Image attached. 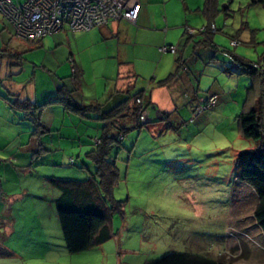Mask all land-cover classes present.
Instances as JSON below:
<instances>
[{
  "label": "rangeland",
  "instance_id": "rangeland-1",
  "mask_svg": "<svg viewBox=\"0 0 264 264\" xmlns=\"http://www.w3.org/2000/svg\"><path fill=\"white\" fill-rule=\"evenodd\" d=\"M203 1L191 0V9L184 11L182 0H157L159 6L153 7V14L160 34L128 44V60L122 63L120 54L125 53L121 43L115 44L116 39H105L98 28L72 32L64 27L55 35L35 41L33 48L21 54L23 60L38 66L33 69L24 60L23 72L14 76L20 77L22 82L8 83L0 76V92L11 91L41 104L46 94L55 92L61 83L73 88V65L78 75L74 98L80 103L95 98L108 108L114 103L115 90L122 91L121 97L144 90L149 118H153L155 112L151 108L153 104L160 106L161 112L175 110L171 96L177 107L176 113L173 111L177 123L157 119L142 128H131L111 147L110 157L115 160L119 180L112 196L105 199L110 207L115 201L122 205L121 213L111 211L114 235L99 246L71 254L63 246L58 226L54 199L59 192L43 184L36 173L20 168L24 160L9 153L17 151L26 136L17 124L4 125L2 102L0 243L12 251L18 250V255L14 259H0V264H148L171 253H187L226 264H264V233L254 219L258 194L242 177L245 158L240 153L252 148L253 143L241 137L236 122L245 100L244 84L251 75H234L239 84L240 108L230 105L214 114L210 112L216 109L211 108L195 115L188 103L194 92L202 97L210 93L206 92L209 82L200 72L210 62L208 55L215 52L201 47L193 53L190 45L186 49L181 47L185 62L178 70L180 82L176 84L174 79L166 87H157L158 82L170 74V66L179 55L158 50L159 38L166 35L162 29L168 28V43L177 45L183 31L171 28V24L183 18L187 20L188 15L193 16V23H200V16L191 15L190 11L194 12L199 4L203 7ZM255 1L219 0V12L214 17L217 32L213 35V44L218 50H234L236 55L251 62L263 56L264 6ZM224 7L227 9L223 10ZM163 16L168 17L169 25L162 20ZM188 26L201 29L199 25ZM12 30L0 15L2 68L6 59H12L3 46ZM234 36H239L236 46L230 42ZM195 55L198 57L192 60ZM218 56L229 62L220 52ZM191 62L197 64L196 69ZM214 64L223 65L218 59ZM232 89H236V84ZM49 107L44 111V120L49 121L54 115L56 127L62 121L59 115L62 107L57 103ZM161 112L156 118L161 117ZM65 117V123L71 128L62 130L64 137L47 140L52 146L67 147L66 154L59 150V155L50 163L51 154L44 153L32 164L28 161L30 168L25 169L32 170L33 165H37L41 172H48L51 166L52 172L61 176L58 178L82 181L94 175L95 167L83 153L100 135L101 121L95 115L83 117L66 113ZM190 117L193 122L188 121ZM168 125L172 128L168 129ZM70 158L74 159L73 164ZM35 195L41 203L33 202ZM8 232L7 238L3 236Z\"/></svg>",
  "mask_w": 264,
  "mask_h": 264
},
{
  "label": "trees",
  "instance_id": "trees-1",
  "mask_svg": "<svg viewBox=\"0 0 264 264\" xmlns=\"http://www.w3.org/2000/svg\"><path fill=\"white\" fill-rule=\"evenodd\" d=\"M255 2L264 6V0H256ZM218 3L219 0L204 1L202 13L207 18L208 23L202 31H195L202 34L203 38L195 40V34L188 35L185 32L187 38L185 37L182 42H189L193 39V42L198 45L211 46L216 49L212 42L214 34L212 29L214 17L219 12ZM226 9L223 8V10ZM236 39L239 37L236 36ZM222 50L231 53L233 59L239 64L238 69H233L229 63V73H249L252 77V83L246 89L242 111L236 116V122L241 137L253 143L252 148L240 153L245 158L242 177L258 194V207L254 213V219L264 233V80L261 74L252 69L251 61L235 55L231 50L224 48ZM184 62L182 57H178V68L170 73L167 78L159 81L158 85L163 86L172 83L177 78L178 70ZM71 76L73 83H75L73 88L61 83L55 91L53 102L58 103L68 113L83 117L95 115L101 121V132L99 138L94 139V148L84 154L85 158L92 162L95 167L94 175L82 181L48 178L50 186L59 192L58 197L54 200V205L65 248L69 253L76 254L99 246L114 235L111 211L121 213L122 205L121 202L115 201L110 207L105 199L112 196L113 188L119 180V171L115 160L110 157V149L124 138L129 129H139L148 124H142L139 116L143 111L148 110L149 104L144 101V90H140L129 97L128 95L122 97L120 101L113 103L108 108H104V104L99 102L80 103L74 98L78 79L74 66ZM137 98L140 99V103L136 102ZM7 102L11 109L24 113V118L33 126V134L41 132L39 110L44 105H36L28 99H19L18 97H13ZM195 104L192 106L193 109ZM169 115L168 113H161V117L157 119L168 121ZM154 120H150L149 123ZM167 128H172V125H168ZM15 257L17 254L14 251L0 243V259ZM148 264L226 263L222 260H206L187 253H171Z\"/></svg>",
  "mask_w": 264,
  "mask_h": 264
},
{
  "label": "crops",
  "instance_id": "crops-1",
  "mask_svg": "<svg viewBox=\"0 0 264 264\" xmlns=\"http://www.w3.org/2000/svg\"><path fill=\"white\" fill-rule=\"evenodd\" d=\"M130 1H132V2L136 1L140 5L138 17H137L135 22H129L126 20H118V21L111 22L107 26L95 27V28L99 29L101 35L105 39L113 40V38H114V39H116L115 44L117 46H119V43H121L120 45H123V48H121V49L124 51L125 54L124 55L120 54L121 55L120 56L121 57L120 63L128 60V48H129L128 44H131L133 42H138L142 38L146 41L150 36H153L155 34H160L159 28H158V25H159L158 20H155V17L153 14V7L159 6V4H157V0H130ZM190 1L191 0H182V4L184 6V11L186 9H188V7H190V9H191L190 3H189ZM204 1H203V4H204ZM203 7H204V5H203ZM203 7L201 4H199V6H196V10L194 12H193V10L190 11L191 15L200 16V19H201L200 23H197V24L193 23V21H194L193 16H191V18H190V15H188V16H186V17H188L187 20H185L183 18L181 21H178L177 23L171 24V26H170L171 28L175 27L177 30H179V28H181L180 31H183V32L181 34V37H180L177 45H175L178 47V52L174 55H177V54H179V55L177 57H175L173 65L170 66V69H172L170 73L174 72L178 68L177 59H178V57H182V59H184V57L181 56V54L184 51V49H186L188 46L191 45L190 51H192L193 53L196 50L201 49V47L210 48L211 50H214L215 54L214 53L210 54V55H208L209 53L207 54L210 58V62L208 64H206L205 67L202 69V72H200V75L202 74L203 76H206V80L209 82L206 92H210V93L215 94L217 96L216 104H215V106L212 107V108L216 109V111L213 110L210 112V114H214V113H217V111L220 108H221V111H224V109L230 105L235 107V108H240L241 100H239V95H240L239 90H238L239 84H238V79L235 77L239 74L232 73V76L235 75L234 77H232V76H230L229 73L228 74L226 73V67L229 66L228 65L229 62L226 59H223V58L219 59L218 58L219 57L218 54L220 51H222V48H219V50H218V48L216 47V44H214V45L217 48V50L213 49L211 46L205 47V46L198 45V44L194 43L193 39H192L189 42L187 41L188 43L183 41L185 43V45L183 46L182 40H184L185 37L187 38V36H185V34H184L186 32V29H185L186 26H188L189 24H193V25H199L202 28L208 23L207 18L202 13ZM162 20L166 24L169 25L168 17L163 16ZM213 24H214V29H216L215 28V20L213 21ZM189 27L191 29H194L195 31H199V30H197L191 26H189ZM167 29L166 28L162 29L166 35L161 36V38H159V41L157 44H159L161 46L166 45V44L167 45H173L172 43H168V40H167L168 30ZM216 32H217V29H216ZM57 33H54L52 35H55ZM186 34H187V32H186ZM193 34H195V37H194L195 40H200L201 38H203V35L200 33L195 32ZM44 38H46V37H44ZM44 38H42V39H44ZM231 39H236V36L231 37ZM38 40H40V39H38ZM236 40L239 42V39H236ZM35 41H37V40H31V41L20 40L14 36L13 30H12L11 37L7 40V42H5V43L2 42L3 46H5V49L8 51V54L12 58L10 60L6 59L5 64H4V68L0 67V76L1 75L3 76V81L7 80L8 83L22 82L20 77L14 78V76H16L18 74L20 75L23 72L24 67H25V63L28 64L29 66H33L32 67L33 69L38 67V66H36L35 63L31 62L30 60L24 59L26 61L24 63V60L21 56V54L26 52L25 50L27 48H33L35 46L34 45ZM212 42L214 43L213 36H212ZM161 46H159V48ZM181 47L184 49H181ZM159 48H158V50H159ZM232 52L235 54L234 50H232ZM237 56H239V55H237ZM197 57L198 56L195 55L192 60H196ZM239 57H241V56H239ZM217 59L220 62H222L223 65H220V66L215 65L214 60H217ZM247 61H249V60H247ZM191 64L195 69L197 68V66H196L197 64L195 62H191ZM43 67L44 66H41V68H43ZM227 69H228V67H227ZM194 73L198 74V72H196L195 70H194ZM182 77L183 78L185 77V73ZM77 78H78V76H77ZM248 81H249L248 82L249 84L248 83L244 84L245 89H247V87H249V85L252 83V77H250V79ZM179 82H180V79H178V76H177L176 84H178ZM183 83L184 82L180 83V85L183 86ZM234 84H236L235 90L232 89ZM166 86L167 85L159 86L157 84V87H166ZM57 88H58V86H57ZM56 89H55V91H56ZM169 89L170 88H168V90ZM4 92L5 91L0 92V104L3 102L2 106H3L4 111H5L4 118H3L4 125L14 126L17 124V126H20V128H21V132L23 131V133H25L22 135L26 136L25 141H21L19 143V147L17 148V151L9 152V153L14 155V157L16 159L20 157V159L24 160V162H22V161L20 162V163H22V164H20V168L24 169L25 171H27L29 173L30 172L36 173L39 176V179L42 180V183L44 182L43 184H49L48 178H50V177H53V178L61 177V176L55 175L54 172H52L53 169L51 168V166H49L47 168L48 172H41L38 168H36L37 165H35V166L33 165L32 170L25 169V168H30V165L27 166L28 161H30L29 163L32 164V162H35L36 159L40 158L42 155H44V153L45 154H51L50 155L51 158L49 157L50 163H51V161L54 160L55 157H57V155H59L58 154L59 150H62V152L64 151L63 152L64 155L66 154L65 149L67 147H64V146L59 145V144L57 147L52 146V144H49L47 138L56 137L57 139H59V138L64 137L61 135L62 130L66 129V128H71L68 124L65 123V119H66L65 115H66V113L68 114V112H66L62 109L61 113L59 114L62 118L61 119L62 121L56 127L54 126V121H55L54 115L51 117V119L49 121L44 120V117H43L44 111L46 109L49 110V108H50L49 106H51L52 104H55V102H53V100L55 99V92H48L46 94V97H45V102H42L41 104H38L35 102L36 105H44V106L39 110V120H40V124L42 126L41 132L33 134L32 133L33 126L28 120H26V118H24V113L22 111H17V110L11 109L8 105V102H7L10 99H12L13 97H18L19 99H28V100H30V99L25 97V96H21L19 94L13 93L11 91L7 93L11 96L7 95ZM115 95H116V97L114 99V103L121 100L122 91L115 90ZM79 98L81 101H83L82 100L83 96H81V94L79 95ZM35 99H36V96H35ZM85 99L87 100V98H85ZM202 99H203L202 96H198V94H196L194 92V96L191 99V101L188 103V106L190 108H192V106L195 103L201 101ZM173 100H174V97L171 96L170 101H171V103H174V107H175V110H172V111L161 112L162 108L160 106L158 107L156 104H153V106L151 108L155 109L154 110L155 112H154L153 118H151V119L152 120L157 119L156 117H157L159 112L168 113V114H170L168 121L170 123H172V122L177 123V119L175 118L174 112H173V111H175V113H176L177 107H176L175 101H173ZM96 101L98 102V100H95V98H90L88 100V103H96ZM167 109H169V108H167ZM148 116H150V112L148 113ZM155 127H157L158 130L161 129V127L158 125L157 126L155 125ZM98 138H99V136L95 137L94 139H98ZM94 139L91 141V144L93 146L91 148H89L88 151H90L91 149L94 148ZM79 149H80V152L83 151L82 147ZM88 151H86V152H88ZM86 152H84L83 155ZM13 153H15V154H13ZM70 159H73V158H70ZM38 160L41 161L42 159H38ZM17 163H19V161ZM73 163H71V164H73ZM53 166H58V165H53ZM41 173H51V174H41ZM60 179H67V178H60ZM49 186H50V184H49ZM51 188H53V187H51ZM36 196L37 195L34 196L33 202L38 203V204H39V202L41 203V201H39L41 199L39 197H36ZM57 197H58V195H57ZM57 197H55V199ZM57 220H58V218H57ZM58 226L60 227V225H58ZM9 233L10 232L5 233V234H3V236H5L7 238L10 235ZM62 241H63V239H62ZM63 246H65L64 241H63ZM47 249L50 250V247L47 246ZM16 251L18 252V250H14V252L18 255V253ZM11 259H14V258H11Z\"/></svg>",
  "mask_w": 264,
  "mask_h": 264
},
{
  "label": "built area",
  "instance_id": "built-area-1",
  "mask_svg": "<svg viewBox=\"0 0 264 264\" xmlns=\"http://www.w3.org/2000/svg\"><path fill=\"white\" fill-rule=\"evenodd\" d=\"M139 8L138 2L130 0H0V15L12 26L14 36L24 41L42 39L61 31L64 27L77 32L107 26L118 20L135 22ZM185 29L188 35L195 33L189 26ZM202 30L203 27L199 31ZM214 30L213 27L212 31ZM230 42L232 46L238 44L234 39ZM159 51L176 54L178 47L162 45ZM220 53L229 60L233 69L239 68L231 53L224 50ZM251 67L261 74L264 80V56L252 62ZM216 101L217 96L208 93L195 104L194 114H202L203 111L211 109ZM136 102L140 103V99L137 98ZM139 120L146 124L152 119L145 110L140 114ZM188 121L193 122V117ZM73 162L74 160L70 159V163Z\"/></svg>",
  "mask_w": 264,
  "mask_h": 264
},
{
  "label": "water",
  "instance_id": "water-1",
  "mask_svg": "<svg viewBox=\"0 0 264 264\" xmlns=\"http://www.w3.org/2000/svg\"><path fill=\"white\" fill-rule=\"evenodd\" d=\"M224 8H226V7H224Z\"/></svg>",
  "mask_w": 264,
  "mask_h": 264
}]
</instances>
